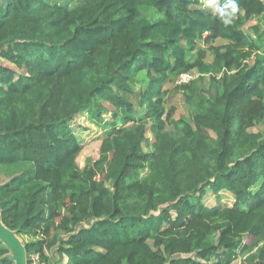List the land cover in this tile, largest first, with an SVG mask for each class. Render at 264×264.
Returning <instances> with one entry per match:
<instances>
[{"label":"trees","instance_id":"trees-1","mask_svg":"<svg viewBox=\"0 0 264 264\" xmlns=\"http://www.w3.org/2000/svg\"><path fill=\"white\" fill-rule=\"evenodd\" d=\"M228 2L0 0V169L28 165L0 222L26 264H264V0L225 26ZM82 114L104 137L80 168Z\"/></svg>","mask_w":264,"mask_h":264},{"label":"rangeland","instance_id":"rangeland-1","mask_svg":"<svg viewBox=\"0 0 264 264\" xmlns=\"http://www.w3.org/2000/svg\"><path fill=\"white\" fill-rule=\"evenodd\" d=\"M60 1V0H59ZM77 1L79 0H70L71 7L77 5ZM200 7L204 10L209 7L206 6L205 0H200ZM151 18L156 19L158 14L155 10H151L150 12ZM245 31L249 32L248 26L245 27ZM206 61L210 62L211 57H208ZM3 65L15 69L14 66L6 63L1 62ZM17 75H24V70L15 69ZM195 75V74H193ZM171 85H166L165 89L172 90ZM167 106L168 107H175L177 111V115H186V109L180 101V94H171L167 97ZM108 107V106H107ZM110 109V108H109ZM104 118H109V115H103ZM70 126L73 130L75 137L77 138L78 143L83 147L82 154L78 159V165L80 168L84 167V164L87 159L95 160L98 157V149L100 145V140L104 137V133L97 127L93 126L89 121H87L85 114L77 116L71 123ZM255 132L261 131V126H257L254 129ZM150 141L152 142L153 139L149 133H147ZM146 151V150H144ZM27 164H16V165H9L4 166L0 169V184L6 182L10 177L18 174L20 171L27 168ZM234 202L233 196L229 193H221L218 197L213 196L210 192H207L203 199V203L207 207L213 206H223V207H231ZM63 236H65L63 234ZM17 240L23 245L32 241L33 239L28 236H16ZM50 258H52V264H69L67 258L60 257L55 251H51L49 253Z\"/></svg>","mask_w":264,"mask_h":264},{"label":"clouds","instance_id":"clouds-1","mask_svg":"<svg viewBox=\"0 0 264 264\" xmlns=\"http://www.w3.org/2000/svg\"><path fill=\"white\" fill-rule=\"evenodd\" d=\"M218 0H205L207 7L215 9ZM240 12V5L237 0H229L227 5L219 9V17L225 26L231 25L236 19L237 14Z\"/></svg>","mask_w":264,"mask_h":264},{"label":"water","instance_id":"water-1","mask_svg":"<svg viewBox=\"0 0 264 264\" xmlns=\"http://www.w3.org/2000/svg\"><path fill=\"white\" fill-rule=\"evenodd\" d=\"M0 239L5 241L13 250L17 264H26L23 245L17 240L13 233L7 232L0 222Z\"/></svg>","mask_w":264,"mask_h":264},{"label":"built area","instance_id":"built-area-1","mask_svg":"<svg viewBox=\"0 0 264 264\" xmlns=\"http://www.w3.org/2000/svg\"><path fill=\"white\" fill-rule=\"evenodd\" d=\"M194 78H195V76H194L192 73H185V74H182V75L179 77L177 84H178V85L188 84V83H190Z\"/></svg>","mask_w":264,"mask_h":264}]
</instances>
